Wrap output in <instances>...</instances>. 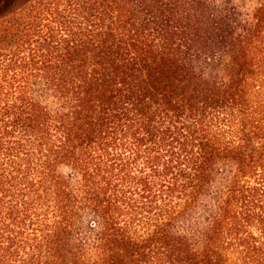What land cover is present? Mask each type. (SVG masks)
<instances>
[{
    "label": "trees",
    "instance_id": "16d2710c",
    "mask_svg": "<svg viewBox=\"0 0 264 264\" xmlns=\"http://www.w3.org/2000/svg\"><path fill=\"white\" fill-rule=\"evenodd\" d=\"M0 264H264V0H0Z\"/></svg>",
    "mask_w": 264,
    "mask_h": 264
}]
</instances>
